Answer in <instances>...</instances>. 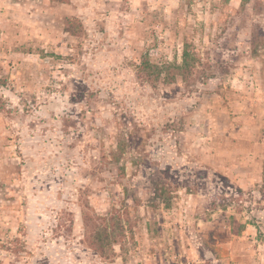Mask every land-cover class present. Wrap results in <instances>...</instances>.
<instances>
[{
    "label": "rangeland",
    "instance_id": "1",
    "mask_svg": "<svg viewBox=\"0 0 264 264\" xmlns=\"http://www.w3.org/2000/svg\"><path fill=\"white\" fill-rule=\"evenodd\" d=\"M0 264H264V0H0Z\"/></svg>",
    "mask_w": 264,
    "mask_h": 264
},
{
    "label": "trees",
    "instance_id": "2",
    "mask_svg": "<svg viewBox=\"0 0 264 264\" xmlns=\"http://www.w3.org/2000/svg\"><path fill=\"white\" fill-rule=\"evenodd\" d=\"M75 26L73 24L68 23V33L74 34ZM181 64H169L165 67V71L168 74L167 79L172 81L175 77H181L182 79L186 77L187 73L189 72V69L192 68L191 65H194L190 61V54H189V48L186 44H184L183 50H182V59ZM144 67L139 68L138 76L140 78H144L146 81H153L158 79V77L163 72L162 70L159 71V69L156 66H152L151 64H148V62H145L143 64ZM147 70V71H146ZM149 70V71H148ZM164 71V72H165ZM156 195L158 198H161L163 196V189H156ZM166 205V204H165ZM98 221L100 225L95 222ZM83 223L84 227L87 230L88 237L86 238L90 247L97 252L99 255L104 254L107 251V248H109V251H112V244H116L117 240H119L123 235V228L116 229L114 223L115 220L112 218H101V217H95L92 218L88 214L83 216ZM109 224L111 226L110 230L108 231ZM120 232V236H118L117 232Z\"/></svg>",
    "mask_w": 264,
    "mask_h": 264
}]
</instances>
